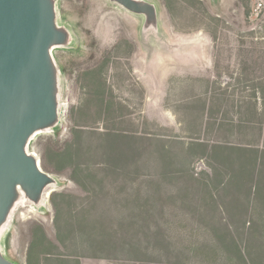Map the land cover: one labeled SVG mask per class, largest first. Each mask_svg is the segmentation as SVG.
Segmentation results:
<instances>
[{"label":"rangeland","instance_id":"rangeland-1","mask_svg":"<svg viewBox=\"0 0 264 264\" xmlns=\"http://www.w3.org/2000/svg\"><path fill=\"white\" fill-rule=\"evenodd\" d=\"M54 1L56 22L70 33L67 45L51 51L59 121L35 133L27 150L40 162L46 148L62 149L79 128L109 134L108 141L94 134L90 150L74 156L86 168L77 181L69 166L47 169L55 179L50 195L34 209L15 204L0 230L3 255L15 264H78L79 257L140 264L131 241L156 242L168 226L181 245L230 242L222 222L246 262H257V250L240 241L252 224L238 213L240 224H231L202 201L169 195L183 181L172 178L181 165L196 178L191 194L215 193L228 180L212 145L264 150V0H146L157 25L145 29L143 16L110 0ZM193 141L204 146L189 148ZM164 149L178 167L165 166ZM147 192L150 204L136 197Z\"/></svg>","mask_w":264,"mask_h":264},{"label":"water","instance_id":"water-1","mask_svg":"<svg viewBox=\"0 0 264 264\" xmlns=\"http://www.w3.org/2000/svg\"><path fill=\"white\" fill-rule=\"evenodd\" d=\"M156 27L146 0H110ZM70 41L54 0H0V230L19 201L39 205L54 177L27 150L35 133L59 121L58 71L51 51ZM0 264H15L0 251Z\"/></svg>","mask_w":264,"mask_h":264},{"label":"trees","instance_id":"trees-1","mask_svg":"<svg viewBox=\"0 0 264 264\" xmlns=\"http://www.w3.org/2000/svg\"><path fill=\"white\" fill-rule=\"evenodd\" d=\"M96 131L84 128L74 129L72 140L65 143L62 149L53 150L46 148L40 156L42 170L45 172L49 168L52 170H62V168L69 166L72 171L71 178L77 181V173L85 171L86 168H82L77 162V159L74 161V156L79 154L82 156L84 155L85 149L87 151L90 150L91 138H93L94 134L98 133ZM98 134L101 136L109 135L104 133ZM104 137L100 141H108V138ZM194 145L204 146L202 142L193 141L189 143L188 147L191 148ZM102 146L104 144H100L97 147ZM164 150L166 153H162V155L168 157L167 159L166 156H162L165 166L172 163L175 167H178L177 158L175 156L173 158L169 150ZM211 151L212 155L216 156L219 163L223 165V169L225 171L228 170L226 171L228 173V180L222 183L221 187L215 193L206 190V187H204V191L191 194V186L196 178L181 165L176 168V174L172 178L176 177L177 179H183V181L179 182L176 192L170 194L169 198H179V201L182 202L185 198L188 199L190 197L196 205L202 201L209 205L208 207H214L223 213V217H220L221 220H226L231 224L235 222L239 223V221L234 220V217L238 213L239 216L243 217L240 219L243 224L246 222L252 224V227H249L247 230L246 237L243 236L244 230L240 234V241L244 239L246 241L245 243L250 242L248 245L252 247L248 248V246L246 248L245 245L244 250H257V254L260 257L257 259V262L255 259H251L250 264H264V176L258 182H255L252 176L253 173L258 171L264 175V150L259 151L252 147L224 144L212 145ZM258 152H260V162L257 165L258 169L256 171L257 166L255 168V160L257 159ZM147 155L149 159L156 158V154L153 152H149ZM211 168L213 170L212 176L215 177L217 169L213 165H211ZM145 176L148 178V182L151 183V180H149L151 176L149 174ZM136 197H139L138 199L142 198V201L145 203H151L150 192H147L143 197L138 193ZM149 209L146 208V211L148 215H151L153 211H149ZM232 211L234 212V217L232 216ZM242 215L250 216L247 218V216ZM228 224L221 222L222 228L225 231L224 236L231 237L230 242L224 243L217 238H211L210 241L206 239L199 240L188 246L181 245L182 242L171 241L168 229L166 228L168 226H166L164 233H158L160 239L156 242H148L146 244V242L144 243L142 241H131L129 247L130 251L134 254L132 259L139 263L157 264H239L237 262L238 259L243 260L244 264H248L244 259L240 243L232 240L233 234ZM138 226L143 227V224ZM148 227L151 228L150 226ZM140 234L146 236L147 233L140 232ZM159 235L157 233L155 234L157 237Z\"/></svg>","mask_w":264,"mask_h":264},{"label":"crops","instance_id":"crops-1","mask_svg":"<svg viewBox=\"0 0 264 264\" xmlns=\"http://www.w3.org/2000/svg\"><path fill=\"white\" fill-rule=\"evenodd\" d=\"M78 264H115V263H112L102 258L79 257ZM140 264H157V263H140Z\"/></svg>","mask_w":264,"mask_h":264},{"label":"bare ground","instance_id":"bare-ground-1","mask_svg":"<svg viewBox=\"0 0 264 264\" xmlns=\"http://www.w3.org/2000/svg\"><path fill=\"white\" fill-rule=\"evenodd\" d=\"M49 188V187H48ZM48 188H46L45 190H44V193H43V196H42V199L46 202V200H47V198H48V196L50 195V190L48 189ZM21 205L22 206H29L31 209H34L33 208V206L31 205V203H29V201H23L22 203H21Z\"/></svg>","mask_w":264,"mask_h":264},{"label":"built area","instance_id":"built-area-1","mask_svg":"<svg viewBox=\"0 0 264 264\" xmlns=\"http://www.w3.org/2000/svg\"><path fill=\"white\" fill-rule=\"evenodd\" d=\"M37 157V156H36ZM38 158V157H37Z\"/></svg>","mask_w":264,"mask_h":264}]
</instances>
